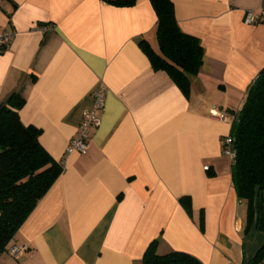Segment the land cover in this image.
Returning <instances> with one entry per match:
<instances>
[{
	"label": "crops",
	"instance_id": "0c3cea01",
	"mask_svg": "<svg viewBox=\"0 0 264 264\" xmlns=\"http://www.w3.org/2000/svg\"><path fill=\"white\" fill-rule=\"evenodd\" d=\"M170 1L204 49L188 95L142 50L157 47L150 0H0V32H16L0 51V104L23 97L20 121L63 166L13 237L28 250L0 264H142L152 242L242 264L264 244L222 154L232 120L209 112L238 111L264 67V22L244 23L261 0ZM100 86L87 151L66 153Z\"/></svg>",
	"mask_w": 264,
	"mask_h": 264
},
{
	"label": "trees",
	"instance_id": "16d2710c",
	"mask_svg": "<svg viewBox=\"0 0 264 264\" xmlns=\"http://www.w3.org/2000/svg\"><path fill=\"white\" fill-rule=\"evenodd\" d=\"M150 2L157 15V47L144 42L142 50L155 70L166 71L188 95L190 77L198 72L204 49L197 37L180 29L170 0ZM23 104L24 98L18 94H12L7 103L0 104V255L12 244L20 225L63 170L62 163L40 144V129L20 121L18 110ZM230 113L234 115L230 135L236 151L231 170L234 189L246 204V229L254 225L264 232V67L247 88L240 109ZM262 261L264 244L251 260L242 264ZM142 264L202 262L182 251L158 254L152 242L144 252Z\"/></svg>",
	"mask_w": 264,
	"mask_h": 264
},
{
	"label": "built area",
	"instance_id": "2783aa9c",
	"mask_svg": "<svg viewBox=\"0 0 264 264\" xmlns=\"http://www.w3.org/2000/svg\"><path fill=\"white\" fill-rule=\"evenodd\" d=\"M264 22V0L260 1L259 9L248 10L244 16V23L246 24H256ZM52 28L51 25H47L41 28L42 31ZM16 32L9 28L0 32V51L7 48L14 38ZM104 97V88L102 86L98 87L94 91V105L83 111L82 120L78 126L76 136L70 141L66 153H71L76 151L80 154H84L89 146L90 135L89 132L91 129L96 128L100 124V116L98 115V110L101 108V99ZM210 114L220 120L233 119L234 115L225 109H220L212 107L210 109ZM222 154L229 157L231 163L235 162L236 151L233 146V138L230 134L224 136L222 141ZM28 250L26 244H10L6 251L13 257H18L19 255L25 253ZM259 264H264V261Z\"/></svg>",
	"mask_w": 264,
	"mask_h": 264
}]
</instances>
